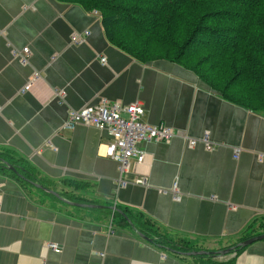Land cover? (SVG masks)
Wrapping results in <instances>:
<instances>
[{"label": "crops", "instance_id": "obj_1", "mask_svg": "<svg viewBox=\"0 0 264 264\" xmlns=\"http://www.w3.org/2000/svg\"><path fill=\"white\" fill-rule=\"evenodd\" d=\"M86 29L82 42L72 41ZM25 46L24 62L14 50ZM233 94L180 61L131 55L108 39L98 11L79 2L0 0V160L14 155L38 174L35 182L64 196L59 186L68 185L81 197L71 199L100 205H72L0 172V264H264V237L189 257L144 238L137 219L192 249L220 250L264 232V108ZM101 101H139L143 120L179 131L143 143L145 158L128 161L125 185L104 154L105 130L64 126L71 108ZM204 132L213 148L187 144L184 136ZM141 174L147 185L132 182ZM174 184L179 199L162 191ZM115 208L135 224L117 222L115 211L108 231Z\"/></svg>", "mask_w": 264, "mask_h": 264}, {"label": "trees", "instance_id": "obj_2", "mask_svg": "<svg viewBox=\"0 0 264 264\" xmlns=\"http://www.w3.org/2000/svg\"><path fill=\"white\" fill-rule=\"evenodd\" d=\"M73 1L86 9H96L108 39L138 59L164 57L180 61L211 87H222L229 96L236 93L249 103L260 102L264 108V0ZM9 156L13 158L0 160V172L39 190L29 180L38 174L29 166L20 165L18 157ZM6 161L14 164L21 175L6 167ZM62 192L70 198L71 194L81 198L64 189ZM115 209L109 216L111 224L115 211L122 216L117 222L127 221L121 208ZM121 210L131 216L127 210ZM137 219L143 225L141 231L152 241L165 248L192 249L179 239L177 245V240ZM195 262L204 264L197 259Z\"/></svg>", "mask_w": 264, "mask_h": 264}, {"label": "built area", "instance_id": "obj_3", "mask_svg": "<svg viewBox=\"0 0 264 264\" xmlns=\"http://www.w3.org/2000/svg\"><path fill=\"white\" fill-rule=\"evenodd\" d=\"M94 12L96 9H93ZM89 30L82 32H74L71 36L73 42L80 43L84 40L85 35ZM28 47L25 46L20 50H14V54L19 56L20 60L26 61ZM100 60L105 62L106 57L100 56ZM38 73L26 82L21 88V91H26L30 88L32 82L37 79ZM144 108L139 101L129 103H121L119 101L107 102L101 101L97 103H88L80 108H71L68 112V117L65 120L64 126L73 128L78 123L92 124L101 130H105L109 135V140L105 144V156L115 160L118 164V182L120 185H125L129 182L125 178L128 161L134 158L137 162H142L145 158V150L143 143L149 141H169L173 137L179 135V131L164 122L149 123L142 119ZM184 136V135H183ZM186 142L190 146L201 143L206 149L214 147L215 143L210 140L207 132L200 136H184ZM240 148H235V155H238ZM261 158L264 153H259ZM133 183L142 185L148 184V179L145 174L136 175L132 179ZM162 191L168 192L174 199L180 198L176 184L171 188ZM108 231H112L110 221ZM48 247L55 251L59 247L54 242H48ZM103 255V252L100 253Z\"/></svg>", "mask_w": 264, "mask_h": 264}, {"label": "water", "instance_id": "obj_4", "mask_svg": "<svg viewBox=\"0 0 264 264\" xmlns=\"http://www.w3.org/2000/svg\"><path fill=\"white\" fill-rule=\"evenodd\" d=\"M5 166L8 167V168H10L14 172L20 174L18 172V170H17V167L14 164L6 161L5 162ZM29 180H30V182H32L33 185L39 186V187H41V188H43V189H45V190H47L49 192H52L53 194L57 195L58 198H60L61 200L65 201V202H67L69 204L78 205V206H88V207H98V206H100V205L94 204V203H89V202L88 203H85V202H82V201H78V200L71 199L70 197H66L64 195H61L59 192L57 193L54 190H51L49 188H46V187L42 186L41 184L35 182V180H33V179H29ZM61 188L64 189L65 191H70L69 188H68V185H66V186L65 185L63 186L62 185ZM74 190L76 191V190H78V188H74ZM78 191H76V193H79ZM70 192L76 194L74 191L73 192L70 191ZM111 207H112V209H114L115 206H111ZM120 211L125 216L126 220L128 221V223L130 225H134L135 224L134 221L131 219V217H129L121 209H120ZM143 237L146 238L147 240L152 241L151 238L148 237L147 235H145L144 233H143ZM263 237H264V232L257 233V234H252V235H249L248 237L242 239L241 241H239V242H233V244H231L229 247L223 248V249H220V250H205V249L177 250V249H170L168 247H167V249H169L171 251H175V252L180 253V254L185 255V256H189V257L191 255H193V256H201V254H207V255H210V256H215V255L220 254V253H226L229 250H233V249L234 250H237V247L238 246L246 245V244H248V243H250L252 241H255V240L260 239V238H263ZM193 264H200V263H196L194 261Z\"/></svg>", "mask_w": 264, "mask_h": 264}, {"label": "rangeland", "instance_id": "obj_5", "mask_svg": "<svg viewBox=\"0 0 264 264\" xmlns=\"http://www.w3.org/2000/svg\"><path fill=\"white\" fill-rule=\"evenodd\" d=\"M159 44V43H158ZM156 44H154V46H155ZM160 45V44H159ZM192 57H190V59H191ZM186 60V59H185ZM192 60V59H191ZM186 62V64H191V62H187V61H185ZM205 73V72H204Z\"/></svg>", "mask_w": 264, "mask_h": 264}]
</instances>
